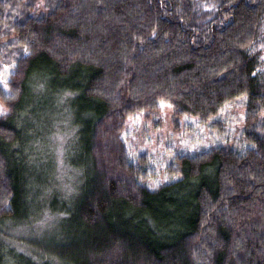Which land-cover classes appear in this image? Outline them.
Returning a JSON list of instances; mask_svg holds the SVG:
<instances>
[{
  "label": "trees",
  "instance_id": "obj_1",
  "mask_svg": "<svg viewBox=\"0 0 264 264\" xmlns=\"http://www.w3.org/2000/svg\"><path fill=\"white\" fill-rule=\"evenodd\" d=\"M160 102L244 149L148 187ZM0 110V264H264V0H0Z\"/></svg>",
  "mask_w": 264,
  "mask_h": 264
},
{
  "label": "rangeland",
  "instance_id": "obj_2",
  "mask_svg": "<svg viewBox=\"0 0 264 264\" xmlns=\"http://www.w3.org/2000/svg\"><path fill=\"white\" fill-rule=\"evenodd\" d=\"M223 131L209 124L200 123L195 116L185 115L177 120L175 127L174 110L166 102L159 103V109L148 119L146 113L130 118L122 133L130 160L135 162L136 155L146 154L147 168L154 174L146 180V185L154 188L176 177L168 172V166L176 156H194L214 147L244 149L239 141V131L243 128L244 109L239 103H229L224 109ZM4 113L0 110V115ZM39 224L32 225L36 231Z\"/></svg>",
  "mask_w": 264,
  "mask_h": 264
}]
</instances>
